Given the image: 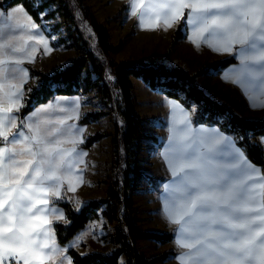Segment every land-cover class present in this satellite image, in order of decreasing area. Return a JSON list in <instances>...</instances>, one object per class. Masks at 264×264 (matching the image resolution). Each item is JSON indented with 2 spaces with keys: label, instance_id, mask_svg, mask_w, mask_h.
<instances>
[{
  "label": "snow or ice",
  "instance_id": "obj_1",
  "mask_svg": "<svg viewBox=\"0 0 264 264\" xmlns=\"http://www.w3.org/2000/svg\"><path fill=\"white\" fill-rule=\"evenodd\" d=\"M155 7L167 9L166 15H170L173 21L180 9H192L187 23L198 26L201 33L226 36L225 45L214 46L215 51L230 52L234 43L245 46L241 48L243 66L238 75L232 79L229 73H225L224 79L240 84L250 108H264V99L258 98L264 97V0H197L195 3L166 0ZM132 14H135L134 7ZM3 16L0 13V17ZM27 19L30 22L27 27L38 29L31 17ZM165 22L171 26L167 20ZM17 31L11 14L0 22V83L8 78L19 80L20 86L12 85L16 90L9 98L22 101V85L28 78L23 63L25 60L34 62L32 52L35 49L26 43L20 46L19 41L6 39ZM28 39L35 40L36 37L29 35ZM37 43L44 45L45 53L50 52L45 39ZM67 99L56 98L55 105ZM164 103L173 114L177 109L184 114L182 122L185 125L181 130L185 135L178 137L173 123L169 148L160 153L172 176L178 177L174 183L164 185L165 192L170 193V199L165 198L164 214L171 223L180 225L175 243L190 250L177 258L181 264H264L262 170L251 164L219 130L194 129L190 116L176 101L165 97ZM78 104L77 100V108ZM20 107H23L22 103L15 105L17 112ZM53 107L49 103L32 113L35 120L26 117L21 121L28 135L19 131L13 134L11 141L5 125L15 127L13 108L0 110V144L19 141L35 145V149L28 147L20 152L15 147H0V210H3L0 211V264H19V259H23L24 264H32L33 260L44 264L45 257L38 249L48 246L37 244L33 236H38L37 229L51 222L33 213L36 203L47 205V200L37 201V195H47L49 189L43 185L60 181L57 172L72 171L77 163L83 162L80 157L86 155L75 148L69 152L58 147L59 136L65 135L66 131L50 127L51 122L39 119L42 113ZM58 123L63 124V121ZM225 141L231 143V150L226 154L231 159L221 161L216 153L218 146ZM254 146L259 147L264 159V137ZM25 152L32 158L16 159ZM71 153L76 155L71 156ZM80 171V183H83ZM52 195L59 197L60 192L53 191ZM43 210L57 211L54 208ZM57 219L62 221L63 214L60 213ZM51 251H58L55 243L51 245ZM66 259L71 264L70 258Z\"/></svg>",
  "mask_w": 264,
  "mask_h": 264
},
{
  "label": "trees",
  "instance_id": "obj_2",
  "mask_svg": "<svg viewBox=\"0 0 264 264\" xmlns=\"http://www.w3.org/2000/svg\"><path fill=\"white\" fill-rule=\"evenodd\" d=\"M21 4L43 25L42 13L51 5H57L45 13V17H54L57 12L64 15V23L70 29V37L80 41L83 46L82 54L66 66H57L51 71L43 67L30 66L31 74L40 78V84L33 89L27 85L25 104L19 111L22 117L38 103L47 101L55 94H87L97 90L101 99L109 105L114 115V132L99 130L89 135L83 144L90 148L96 141L106 135H112L113 168L106 195L94 198L76 209L70 200H58L64 207L68 222H56L55 233L61 244H66L77 232L87 224L100 217L105 218V226L115 224L114 240L117 244L109 252L92 251L81 253L77 248H70L69 253L74 264H153L160 256L144 257L138 248V238L152 237L161 242L173 238L172 232L146 231L138 228L135 219L133 191L135 189V174L139 171L140 139L144 135L157 139L154 134H147L142 128L144 118L135 108L134 77H142L151 87H160L172 98L180 100L186 107L197 105L194 114L195 122L218 124L227 133L233 134L237 142L249 157L264 169V159L258 145L260 136L264 135V117L249 118L236 111L232 103L219 101L208 95L198 82L200 70L190 72L179 65H167L163 61L144 59H122L115 61L111 58L113 52L122 47V43L114 46L107 26L99 22L91 12L87 0H0V7L8 10ZM181 20L175 30L174 37L181 36L184 22ZM84 22L92 29L97 38L96 49L85 37ZM62 22L56 24L61 26ZM49 34H51L49 32ZM62 41H67L61 38ZM237 62L234 56H227L211 66L222 69ZM110 68V70H109ZM114 77V83L108 81V72ZM95 75V76H94ZM29 89V90H28ZM106 114L105 110L92 111L83 116L81 121L89 123L98 120ZM102 211V212H100ZM124 260L121 262V258Z\"/></svg>",
  "mask_w": 264,
  "mask_h": 264
},
{
  "label": "rangeland",
  "instance_id": "obj_3",
  "mask_svg": "<svg viewBox=\"0 0 264 264\" xmlns=\"http://www.w3.org/2000/svg\"><path fill=\"white\" fill-rule=\"evenodd\" d=\"M87 4L95 18L108 27L111 34L110 42L114 46L122 43L121 49L111 54L113 60L119 61L127 58L146 61L157 60L163 61L167 65L182 66L190 72L200 70L202 73L198 76V82L204 87L208 95L219 101L232 103L236 111H240L246 117L254 119L264 117L262 109L250 108L243 100L235 98L233 90L228 85V80L224 79L223 68L217 70L211 66L229 56L228 53H217L204 42L192 40L188 34H185L186 28L182 31L185 38L182 36L177 39L174 37L175 27L174 29H165L163 27L141 26L138 14L136 12L132 14L133 10L129 0H87ZM56 6L51 5L42 13L43 25L51 33L52 38H55L59 48L52 60L55 66L46 71H51L57 66L68 65L83 51L80 41L69 36L70 29L64 23V15L57 12L54 17H45V13ZM58 22H62L59 27L56 26ZM83 26L85 37L96 49L97 38L95 33L86 22ZM61 38H65L67 41L61 42ZM107 78L109 83H114V77L110 71ZM133 79L135 82V108L138 114L144 118L142 128L147 134H154L157 137V139H153L151 136L144 135L139 141L141 148L138 163L139 171L135 174V189L133 191L135 219L139 229L160 233L168 232L162 211V192L159 191V186L163 182L165 165L160 153L165 152V145L172 135L173 126L171 128V124L174 116L172 110L164 103V99L167 97L169 100L176 101L193 118L197 105L193 104L192 107L188 108L180 100L169 97L160 87H151L142 77H134ZM30 84L29 89L31 90L40 84V78L35 77ZM80 94L87 109L83 116L92 111H106V114L94 121L92 124L93 132L90 135L99 130H106L113 134L115 129L114 115L109 110V105L101 99L98 91L95 89L87 94ZM95 143L92 144L94 148L90 147L89 151L85 152L86 155L80 157L83 162L77 163L72 171L60 170L57 172L64 185L62 189L71 196V198L66 196L65 199L75 200L73 202L76 209H80L84 205L86 198L88 202L91 199L105 196L110 178L114 173L112 135H106ZM58 147L69 150V152L71 150V148ZM76 150L79 152L78 148ZM75 155L76 153H71V156ZM80 170H82L83 183H80ZM72 184L86 185L84 193L79 195L70 193V185ZM114 226L115 224L105 226V218L100 213L99 218L90 221L85 228L62 245L61 250L74 247L83 254L95 250L109 252L117 246L114 240ZM137 242L144 257H161L153 264H172L169 262L171 259L166 260L165 255L171 249L170 246L173 247V245L152 237L138 238ZM123 260L122 257L120 261Z\"/></svg>",
  "mask_w": 264,
  "mask_h": 264
},
{
  "label": "crops",
  "instance_id": "obj_4",
  "mask_svg": "<svg viewBox=\"0 0 264 264\" xmlns=\"http://www.w3.org/2000/svg\"><path fill=\"white\" fill-rule=\"evenodd\" d=\"M130 7L138 14L139 21L141 25H144L143 27H163L165 29L172 28L175 30L177 29V26L181 20H183V17L185 16V23L183 22L184 26L182 25L181 29V36L185 38L184 33L182 32L184 28H186L187 32L185 34L189 35L192 40H198L201 42H204L208 45L209 48H212L214 50V46L219 48L223 47L226 43V36L222 34H212L211 32H203L201 33L199 31L198 26L192 25L190 23H187L191 19L192 15V9L190 8H182L179 10V14L177 18L173 21L171 19L170 15H166L167 9L161 10L159 8H156L155 5L166 2V0H129ZM186 3H195L197 0H185ZM16 9H22V11H14ZM0 13H3L4 16L0 17V22H4L5 17H8L9 14H11L12 23L15 27H17L18 31L12 35L7 36L8 41H19L20 46H22L24 43H26L30 48L34 47V51L32 54L35 56L34 62H28L25 60L23 63V68L27 69V82L23 83L22 90H23V100L22 101H15L10 99L11 93L14 92L16 89L12 87V85H15L17 87L20 86V81L12 78H8L2 83H0V110L6 109L9 107L13 108V114L15 115V127H11L8 125H5V130L8 131V137L9 141H11L13 134L24 131L25 135H28V131L25 130L21 124V121L25 120L26 117L35 120V117H32V113H34L37 109H40L49 103H52L54 107L47 111L46 113H42L39 117L40 120H47L50 123V127H60L62 130L66 131L65 135L59 136L60 144L58 146H62L68 149H79V152L85 153L86 151H89L90 148H86L83 146L85 143L87 137L93 132L92 130V124L94 121L89 123H83L81 121L83 114L87 112L86 104L82 98V95L80 93H73V94H64L60 93L56 96H52L47 101L38 103L35 105L29 112H27L21 119L19 115V111L22 107L19 108V111H16L15 105L17 103H22L23 106L25 104V96L27 92V85L33 81V79L37 76H33L31 74L30 66L34 67H43L45 70H50L55 66L53 63V59L55 58L56 52L58 48V43L56 42L55 38L49 34V31L45 29L44 25L39 24L35 18L31 15V13L21 4L15 5L10 7L8 10H4L2 7H0ZM27 17H31V22H35L38 25V29H30L27 27V25L30 23L27 19ZM251 19V17H249ZM168 21L171 23V26L169 27L168 24L165 21ZM5 27H7V23H5ZM174 30V31H175ZM29 35H35V40H29ZM179 37V38H180ZM40 39H45L48 42V47L50 48V52L45 53L44 51V45L38 44L37 41ZM245 47L238 43H234L231 45L232 51L230 52H224V51H216L217 53H228L229 56H234L237 59V62L232 63L228 65L227 67H224L223 75L225 73H229L232 79H235L238 75L239 71L241 70L243 66V61L241 58V48ZM215 51V50H214ZM234 52V53H233ZM38 78V77H37ZM228 85L230 86L231 90H233L234 96L236 99L243 100L244 103L249 105L248 99L246 98L245 94L243 93V90L238 83H233L232 80H228ZM60 97H66L67 100L62 101L59 105H55V99ZM259 99H264V97H258ZM78 100V108L76 107V101ZM264 111V108H259ZM184 115L181 113L178 109L176 110L175 114H173L172 118V124L171 128L173 126V123L175 122V127L177 130V136L185 135L182 129H184L185 125L182 121H184ZM182 116V117H181ZM63 121V124H60L58 122ZM190 122L191 126L194 129L198 128H205L209 130H219L220 134H223V136L228 137L231 142L235 144L236 148H239L245 155V157L248 159V161L251 162V164L255 165L257 168H260L262 170L261 174L264 175V169L260 164L255 163L247 154V151L238 144L237 138L230 133H227L224 131L218 124H209V123H202V122H195L194 118L190 116ZM172 136V135H171ZM263 136H260L259 139H261ZM170 139V138H169ZM82 140V142H80ZM96 144V143H95ZM166 148H169V142L167 145H165ZM0 147H15L18 152H20L22 149H26L28 147H32L35 149V145H29L27 143H21L17 142L15 144L12 143H6V144H0ZM91 148H94V145L91 146ZM231 150V143L229 141H225V143L218 146V151L216 153L217 158L221 161H227L230 160L231 157L226 155ZM32 157L28 155L26 152L23 154H19L16 156V159L18 160H27L31 159ZM164 177L163 182L159 186V191L162 192V211L164 220L167 223V231L173 233V239L168 241V244L173 245L168 246L170 250H168L166 253V260H170L169 262H172V264H181V261L177 258L183 253H186L190 251L189 249L183 248L175 243L176 239L179 236V228L180 225L171 223L168 218L164 214V205H165V198L170 199V193L165 192L164 185L174 183L178 177H173L171 174V171L167 167L165 161H164ZM6 183V181H5ZM61 184V185H60ZM66 184V183H64ZM61 186V187H60ZM64 185L62 184V181H49L46 182L43 187H46L49 189L48 194L44 195L43 193H40L37 195V201L40 200H47V205L36 203V208L33 209V213L35 215L41 216L43 218H46L48 221H50V224L44 225L42 228L37 229V232H39L38 236H33V239L36 240L37 244L40 245H47L48 247H42L38 249V251H41L45 257L44 264H68V260L66 258H70L71 264L73 263V259L69 253V249L61 250L62 245L59 243L56 237L55 233V223L56 222H68L67 214L63 206H61L59 203H57L58 200H69L65 199L68 195V192H64V189H62ZM86 185L82 184H72L70 185V193L73 195H79L84 193ZM75 188V191H72V189ZM53 191H59L60 196L55 197L52 195ZM179 195V194H177ZM71 198V196H69ZM84 204L87 202V198L85 199ZM89 200V199H88ZM72 201V200H70ZM75 202V200H73ZM72 201V202H73ZM73 202V203H74ZM178 201L176 202V206H178ZM75 205V204H74ZM82 207V206H81ZM56 209L57 211L51 212V211H44L43 209ZM37 209H40V211H37ZM3 211V210H0ZM62 213L64 219L58 220L57 216ZM54 233V235H53ZM55 243V245L58 248V251L53 252L51 251V245ZM167 243V242H166ZM66 250V251H65ZM167 250V249H166ZM69 255V256H68ZM50 257V258H49ZM19 264H24L23 259H19ZM32 264H39L38 261L33 260Z\"/></svg>",
  "mask_w": 264,
  "mask_h": 264
}]
</instances>
